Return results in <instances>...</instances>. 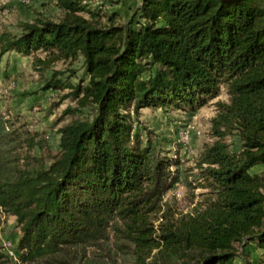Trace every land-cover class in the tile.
Segmentation results:
<instances>
[{
    "label": "trees",
    "instance_id": "trees-1",
    "mask_svg": "<svg viewBox=\"0 0 264 264\" xmlns=\"http://www.w3.org/2000/svg\"><path fill=\"white\" fill-rule=\"evenodd\" d=\"M56 3L61 18L0 34L1 55L82 57L87 82L54 71L44 88L91 108L59 128L48 165L24 159L0 111V208L19 227L20 263L238 264L247 245L264 249V0H140L123 22L86 0ZM222 88L215 140L193 166L135 127L143 108L195 112ZM0 264H16L1 246Z\"/></svg>",
    "mask_w": 264,
    "mask_h": 264
},
{
    "label": "rangeland",
    "instance_id": "rangeland-1",
    "mask_svg": "<svg viewBox=\"0 0 264 264\" xmlns=\"http://www.w3.org/2000/svg\"><path fill=\"white\" fill-rule=\"evenodd\" d=\"M89 7L97 12L103 20L108 21V15L118 12L116 21L127 20L131 12L139 5L140 0H86ZM40 15L59 19L63 13L56 0H0V34L4 31L18 32L20 21H30ZM48 54L43 51L23 55L15 51L0 54V111L13 123V129L19 136V151L25 160L44 159L46 165L59 151V128L74 117H87L90 107H79L69 92V87L62 90L45 89L46 78L54 71H61L59 77L73 83L81 80L87 82L84 60H56L48 63ZM225 88L220 94L208 101L195 112L182 109H167L161 107H146L141 109L139 117L135 118V127L140 128L144 137L157 143L164 153H176L186 166H193L204 145L215 140L212 133V118L216 115V102L228 101ZM191 126V140L185 146L179 142V132L182 128ZM229 140L237 138L229 136ZM264 165L254 168L261 171ZM196 189L195 194L202 192ZM178 205L182 211H188L192 206V196L187 189L178 185L174 190ZM170 192L169 194H171ZM19 227L13 215L2 212L0 208V246L10 248L17 256ZM238 249L242 248L238 245ZM244 255L249 256L251 264H264V249L254 244L243 248ZM242 251V252H243ZM249 254V255H248ZM242 255V256H244ZM237 258L238 264H246L244 258Z\"/></svg>",
    "mask_w": 264,
    "mask_h": 264
},
{
    "label": "built area",
    "instance_id": "built-area-1",
    "mask_svg": "<svg viewBox=\"0 0 264 264\" xmlns=\"http://www.w3.org/2000/svg\"><path fill=\"white\" fill-rule=\"evenodd\" d=\"M190 131H191V126L190 125H188V126H186V127L181 129V131L179 132V142L181 144L187 146L190 143V140H191ZM3 250L8 254L10 259L14 263L21 264L13 250H11L10 248H6L5 245H4Z\"/></svg>",
    "mask_w": 264,
    "mask_h": 264
}]
</instances>
